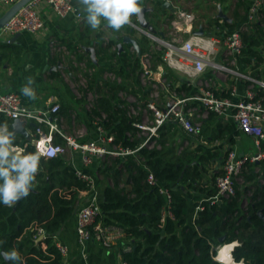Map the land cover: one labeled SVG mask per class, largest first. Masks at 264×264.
Returning <instances> with one entry per match:
<instances>
[{
	"label": "trees",
	"instance_id": "obj_1",
	"mask_svg": "<svg viewBox=\"0 0 264 264\" xmlns=\"http://www.w3.org/2000/svg\"><path fill=\"white\" fill-rule=\"evenodd\" d=\"M153 1V8L146 12V17L155 18L162 13L173 16V13L162 7V1ZM238 2L243 5L241 0ZM238 17L240 15L236 13V18ZM202 18L205 21L198 20L197 25H202L207 33H214L221 26V18L217 16L204 15ZM236 18L234 16L232 21H224V25L230 30L237 28L244 19L238 22L239 20L235 21ZM122 30L135 36V30L129 25L120 29ZM87 31L90 33V28ZM79 34L81 38L85 37L82 32ZM124 35H111L107 41L98 39L95 44L93 39H89L82 45L71 35L59 36V40L76 54L78 60L87 56L89 67L96 68L94 73L85 75L89 89L97 90L100 95L90 110L83 108L84 96L77 99L81 105L77 110L78 120L92 127L94 118L105 112L106 118L102 120V125L114 133L116 142L133 147L139 141L132 124L134 118L128 115L124 100L118 96V92L139 82L140 58L130 50L129 43H124V49L119 51L118 43L122 42ZM97 36L102 38V35ZM242 36V69L252 70L256 77L264 78V7L261 17L250 23L242 31ZM135 37L141 48L148 46L145 38ZM84 45L95 47L98 64L92 61ZM0 48L12 50L15 45L0 41ZM4 56L3 53L0 54V61ZM159 62L165 64L161 51L153 53V63ZM105 69L115 71L122 76L123 81L101 82L100 74ZM165 69L171 88L180 82V86L176 88L178 92L191 91L192 85L181 75L167 65ZM58 74L57 70L50 72L51 76ZM217 93L226 94L225 91ZM70 108V105L61 102L60 114L70 117ZM5 122L10 130L12 120L0 117V124ZM175 126L173 122L164 125L161 149L143 148L140 151L147 166L172 193L175 219L169 218L164 226L160 225V217L166 197L159 192L157 186L147 182L148 171L136 158H116L112 164L105 163L99 167L101 173L113 180V184L105 187L100 218L105 223L118 224L125 229V245L128 244L131 248L124 250L122 247L123 259L129 264H216L213 259L215 247L238 240L241 247L236 248L233 253L237 261L243 257L245 264H264V220L258 213L259 210L264 213V185L259 183L258 174L254 171L256 164L248 163V169L244 173L245 184L237 188L235 196L217 202L207 200V197L216 193V175L221 172L217 168L208 176L209 164L216 159L222 162L220 151L203 146L196 149L189 146L178 151L175 146L176 130L172 132ZM128 132H131L132 137ZM233 133L234 126L221 122L214 113H210L204 123L203 134L209 140L232 136ZM169 138L173 141L170 142ZM13 143L23 147L25 154H38L30 140L22 134H14ZM39 157L40 167L30 194L11 208L0 203V253L1 250L16 249L22 257V261L11 262L0 255V264H62L63 255L56 246V233L76 213L80 193L87 192L89 184L76 175L63 156ZM261 165L264 169V161ZM121 182L129 186H121ZM191 190L197 194L189 197L188 192ZM248 192L251 194L247 195ZM245 197L249 200L246 208H243L242 201ZM190 204L194 207L203 206L198 211L196 226L191 223ZM39 229H43L45 235L37 240ZM222 236L224 239L220 241Z\"/></svg>",
	"mask_w": 264,
	"mask_h": 264
},
{
	"label": "built area",
	"instance_id": "obj_2",
	"mask_svg": "<svg viewBox=\"0 0 264 264\" xmlns=\"http://www.w3.org/2000/svg\"><path fill=\"white\" fill-rule=\"evenodd\" d=\"M8 1L12 5L18 0ZM160 1L163 3L165 0ZM43 7L49 8L57 16H65L74 11L72 0H30L1 29L0 41L10 43L12 37L20 32L40 33L45 26ZM263 7L264 0H251L244 22L237 28L222 29L218 33H207L204 29V34L201 35L192 33L198 28L195 13L183 8L177 9L172 17L164 21L159 18L152 20L157 25L156 27L150 22L155 28L154 32L140 25L137 16L132 17L129 26L139 34L138 37L148 41L147 47L141 48L139 45L141 52L137 54L140 58L139 82L118 92V96L124 100L128 115L134 118L132 124L139 141L133 147L116 142L114 133L102 125V120L106 118L105 112L93 120L95 137L85 139L82 129H77L73 135L65 132L66 118L60 114L61 103L54 94L47 98L44 105L32 106L23 101L18 91L0 90V117L12 121L18 118L24 121V125L32 124L30 143L44 158L66 154L73 158L74 153L79 152L84 166L91 165L95 158L100 160L101 165H110L116 158H136L148 171L147 182L157 186L159 192L166 197L161 211V226L169 218L175 219L172 193L147 166L140 151L143 148H162L163 127L168 122L175 123L184 134L179 139L182 149L191 145L192 139L202 142L204 123L210 113H214L221 122L231 123L241 133L252 137L254 149L250 152L240 153L236 148L228 147L219 167L221 172L216 175V193L207 197V200L217 202L235 196L237 188L245 184L244 173L250 162L256 164L254 171L258 174L259 183L264 185V169L261 165L264 161V79L256 77L252 70L242 69V31L261 17ZM77 17L82 19V14L78 13ZM160 23L161 27L158 26ZM130 50L137 53L132 44ZM159 51L165 64L153 63V53ZM80 64L88 65L87 59L80 60ZM165 65L192 85L189 93L178 92L176 88L180 86V82L174 88L170 87ZM61 66L62 63L58 65ZM95 71V67H89L85 73L92 74ZM84 77L87 84L77 98L84 96L83 108L90 110L100 93L89 89L85 74ZM236 80L246 84L242 93L236 83H231ZM100 81L121 83L123 78L115 71L105 69L100 74ZM218 91H225L226 94L217 93ZM76 118L77 112H71L70 126L73 128ZM127 134L132 137L131 132ZM71 167L80 179L89 184L88 199L77 208L75 217L77 241L82 248V255L87 259V241L95 240L111 247L115 241L125 237V229L118 224L105 223L100 218L102 199L96 188L97 173L84 170L74 160L71 161ZM250 194L251 192L247 193ZM248 200V197L243 199V208H246ZM202 208V205L194 207L191 223L195 226L198 211ZM40 235H45L43 229H39ZM56 246L62 255L67 252V246L62 242L56 241ZM130 248L128 244L123 246L124 250ZM86 264L91 263L86 261ZM120 264L129 263L122 258Z\"/></svg>",
	"mask_w": 264,
	"mask_h": 264
},
{
	"label": "crops",
	"instance_id": "obj_3",
	"mask_svg": "<svg viewBox=\"0 0 264 264\" xmlns=\"http://www.w3.org/2000/svg\"><path fill=\"white\" fill-rule=\"evenodd\" d=\"M170 1L176 7V9H179V8L185 9L181 5L183 0H170ZM184 1H188V0H184ZM230 1H232L231 2L232 4H235L238 0H218V1H216L217 5L215 4L214 6L213 5L209 6V10L210 11L214 10L215 13L214 14H205V16H210V15L216 16V14L218 13V6L222 4L221 6H222L224 12L228 16H230L231 19L233 20L234 15L230 14V12H232L231 11L232 6H227L228 3H230ZM72 2L74 5V11L68 13L65 16H57L54 13H52L49 8L43 7L42 8V17L44 19L45 26H44V29L40 33L31 34L28 32H20L19 36L15 40H13L14 36L12 37V40L10 43H13L15 45V49L18 50L17 53H19L22 50V52L26 51L30 55L29 62H26V66L24 67V69H20V66H19V65H21L22 61L18 62L19 58H21V60H22L26 57L24 53L21 52L22 54L13 55L11 49L0 48V54L3 53L5 55L3 57V59L0 61V90L1 91H8L9 89H14V90L19 92V94L21 95V97L25 103L32 105V106L44 105L47 98L50 95H53V93H50L47 95V91H46V89H44L45 87H43L40 83L42 80L47 78V76H45V73H44L45 70H47V74L49 75L50 72L52 70H56V67L58 66V65L56 66V64L54 65L52 63V56H48L46 44L49 41L52 42L53 38H55L56 36H70V35H74L76 33L79 34L80 32H83L85 30H88V28H90V26L87 24L86 19H85L86 14L81 11L80 6L78 5V0H72ZM244 2L246 4L245 5L246 9H243L238 13L240 15V17L236 18V15H235V18L237 19L235 21H238V19H239L238 22H241V20L245 19V17H246L247 10L249 8L251 0H244ZM153 5H154L153 0H140V6H147V7L153 8ZM10 6H11V4L8 0H0V16ZM203 10H205V9H203ZM190 11L194 12L193 10H190ZM169 12L173 13V15L175 14L174 12H172L170 10H169ZM78 13L82 14V19H79L77 17ZM202 16H204V14L200 15L199 20H202L201 22H204L205 20H204V18H202ZM156 18L162 19L164 21V20L170 18V14L169 13L168 14L162 13L161 15H159L155 18H148L147 17V19L151 23H153L152 20L156 19ZM197 22H198V18L196 16V24H198ZM104 23L105 22H102V26H101L100 31H94L90 28V33L88 32L89 37L92 36L91 39L94 40V44L96 43V40H98V39H100V40L104 39L105 40V39L109 38V36H111V35L119 37L122 34H126V33H124L123 30L122 31L119 30L117 32V31H113L112 29L106 28V27H104ZM220 23H221V26H219V28L216 29L214 31V33H218L222 29H228L224 25L223 19H220ZM158 26L161 27V23ZM199 26L200 25H198V27ZM84 27H85V30H83ZM228 30H230V29H228ZM97 35H102V38H101V36L98 37ZM132 36H134V35H132ZM135 36H139V34L135 32ZM2 42H4V41H2ZM89 46H92V45H89ZM89 56H90V52H89ZM86 58H87V56H84L83 59H86ZM90 58H91V56H90ZM39 65H42L41 72H39ZM14 69H16L15 72H14ZM28 78H31L32 80H34V84L30 85V87L34 88V90H35V94H36L35 99L28 98L22 94L21 90L27 84ZM261 78H263V77H261ZM231 83H233V84L236 83L237 88L239 89L240 93H242L244 91V88L246 86V84L241 80L231 81ZM61 99L63 101L59 100L60 103L64 102L67 105H70V107H71L70 111L71 112H74V111L77 112V110L80 109V107H81V105L75 104L74 100L69 101L67 94L66 95L63 94V96H61ZM66 117L67 116H65V118ZM32 126L33 125L30 123L25 125L26 129L28 130V132L30 134V138L28 140H30L32 137ZM89 130H90L89 138L95 137L96 132L94 130V127L93 126L90 127ZM174 130H176V133L180 134L179 138L177 139L178 143H180L179 139L181 137H183L184 134L181 132V130L179 129L178 126H175L173 128L172 132H174ZM234 132L235 133H233L232 136L228 135L224 138H217V139H212V140L207 139V136H205L206 138H204V134H203V139H205L206 143L208 144L207 148L220 151L221 160L223 159L226 150L230 146L236 148L238 150V152H240V153L250 152L254 149V143H253V139L251 136H248L246 134L241 133L236 128H234ZM216 140H218V141H216ZM176 144H177V142H176ZM198 144L200 145L201 143L200 142L197 143L194 140V141H192L191 145H188L186 147L190 146L191 148L196 149ZM17 146H19V145H17ZM181 147H182L181 144H179L178 151L180 149H182ZM183 148H185V147H183ZM65 159L70 166H71V161L74 160V163L77 166L83 168L84 170H90V171H93V173H97L96 179H97V176L101 173L99 171V167L101 166V163H100V160H98L97 158H95L93 160V163L89 166L83 165L79 152H75L73 158L71 157V155H69ZM219 160L220 159L213 160L209 164V170L207 173L208 176H210L214 170H216L217 168L220 167L221 162ZM110 184H113V180L111 181ZM122 184L124 185L125 183L121 182L120 185H122ZM107 185L105 184V181H102V182L96 181L97 192H98V195L101 199H103L104 190H105V187ZM185 192H187L186 189H185ZM195 194H197V192L192 191V190L188 192L189 197H192ZM87 199H88V193L87 192H81L78 205L80 206V205L84 204L87 201ZM193 210H194V206L192 204H190V208H189L190 217L193 214ZM75 217H76V213H74L62 225V227L57 231L56 236H55L56 241L62 242L63 244H65L67 246V252L63 255L62 264H86V261H88L91 264H120V262L123 258L122 253H121V249L126 243L124 240V237L115 241L114 244L111 245V247H106V246L98 243L95 240L87 241L85 244V252L87 255V259L84 258V256L82 255V248L77 241L76 218Z\"/></svg>",
	"mask_w": 264,
	"mask_h": 264
},
{
	"label": "clouds",
	"instance_id": "obj_4",
	"mask_svg": "<svg viewBox=\"0 0 264 264\" xmlns=\"http://www.w3.org/2000/svg\"><path fill=\"white\" fill-rule=\"evenodd\" d=\"M81 11L86 14V22L94 31L104 27L119 31L126 25H131L132 17L142 12L140 0H78ZM34 80L28 78L22 88V94L35 99V90L30 87ZM14 133L8 124H0V203L11 208L22 198L30 194V189L36 179L40 167L38 154H25L24 149L15 146ZM241 247L238 240L217 247L213 259L216 264H245L244 258L238 261L233 255L236 248ZM6 261H22L16 249L0 253Z\"/></svg>",
	"mask_w": 264,
	"mask_h": 264
},
{
	"label": "rangeland",
	"instance_id": "obj_5",
	"mask_svg": "<svg viewBox=\"0 0 264 264\" xmlns=\"http://www.w3.org/2000/svg\"><path fill=\"white\" fill-rule=\"evenodd\" d=\"M216 1H218V0H216ZM216 1L215 0H188V1L183 0L181 5L186 10H193L194 13L196 14L198 20H199L201 14L205 15V14H214L215 13L214 10L213 11L209 10V6H211V5L214 6L215 4L217 5ZM231 2L232 1H230V3H228L227 6H232V10H231L232 12H230V14H232L234 16L236 15V13L238 14L241 10L246 9L245 8L246 4H245L244 0H241V3L243 5L239 4L240 1L239 2L237 1L235 4H232ZM203 9H205V10H203ZM154 20L155 19H153V21ZM154 25L157 27V25L155 23H154ZM83 30H85V27ZM82 34H84L85 37L81 38L80 34H78V33L71 35V36H73L74 39H76L77 43L82 45V44H86L88 42V40L91 39V37H92V36H90L89 38L86 37V36H89L87 30L83 31ZM139 38H141V37H139ZM84 46H89V45H84ZM46 49H47L48 56H52V63L54 65L56 64V66H57L60 63H62L61 67H58V66L56 67V70L59 72L58 75L51 77L50 74L49 75L47 74V70H45V72H44L45 76H47V78L42 80L40 83L43 87H45L44 89H46L47 95L50 93H53L54 95H57L59 100L61 101L62 100L61 96H63V94H65V95L67 94L69 101L74 100L75 104L80 105V102L77 101V99H78L77 97L79 96V94H82L83 87H85L87 84L85 77H84V74L88 70L89 65H81L80 60L77 59L76 54H73L71 49L69 50L68 47L59 40V36H56L55 38H53L52 42L49 41L46 44ZM21 52H22V50L19 53H17V51L15 49H12L13 55L22 54V53L25 54L26 57L24 59L21 60V58H19V60H18V62L22 61L21 65H19L20 69H24V67L26 66V62H29L30 55L26 51L25 52L23 51L22 53ZM41 68H42V65H39V72H41ZM83 105H84V103H83ZM70 124H71L70 123V117H66L65 123H64V125H66L65 132L73 135L76 133L77 129H82V131L84 132V138L85 139L89 138L90 127L87 126L85 123L79 121L78 118H76V124H75L74 128L72 126H70ZM84 126H85V128H84ZM179 136H180L179 133L175 134V140L177 142V144H175L176 148L179 147V144H180L177 141ZM204 138H206L205 134H204ZM168 140L170 142L173 141L172 138H169ZM194 140L198 143V141L196 139H192L191 142ZM203 140H205V139H202V142L199 141L201 144L200 145L198 144L197 147L203 146L204 148H207L208 144L206 143V141H203ZM69 155L70 154H66L63 157L67 158ZM96 181L97 182L105 181V184L107 185V184L111 183L112 179H111V177L107 176V174L100 173L97 176ZM222 244H224V243L217 245V247H219Z\"/></svg>",
	"mask_w": 264,
	"mask_h": 264
},
{
	"label": "water",
	"instance_id": "obj_6",
	"mask_svg": "<svg viewBox=\"0 0 264 264\" xmlns=\"http://www.w3.org/2000/svg\"><path fill=\"white\" fill-rule=\"evenodd\" d=\"M30 0H18L17 2H15L14 4H12L1 16H0V31L1 29L5 26V24L16 14L18 13V11ZM162 7L163 8H167L172 12H176V7L171 3L170 0H165L162 3ZM142 8V12L138 17L139 23L140 25H142L143 27L148 28L151 31H155V28L153 27V25L149 22V20L146 17V12L151 10V7H147V6H141ZM216 16L218 18L223 19L224 21H231V17L228 16L221 5L218 6V13L216 14ZM193 34H197V35H201L204 34V27L202 25H200L197 29L193 30L192 32ZM19 36V33L15 34L13 37V40H15L17 37ZM124 43H129L132 44L134 46V48L137 50V54L139 55L141 52L140 46L138 44V41L136 40V38L132 37L129 34H125L123 36L122 42L118 43V47H119V51L123 50V44ZM85 50L87 52H90V56L91 59L94 63H97L98 59L96 56V51L94 46H84ZM12 128L10 129L11 132H13L14 134H23L27 139L30 138V134L28 132V130L26 129L25 125H24V121L15 118L12 121L11 124ZM184 188V187H183ZM259 215L260 217L264 220V213L262 210H259ZM43 237V235H40L37 240H40ZM224 236L220 237V241H223ZM225 244V243H224ZM4 252V250H1V253Z\"/></svg>",
	"mask_w": 264,
	"mask_h": 264
}]
</instances>
